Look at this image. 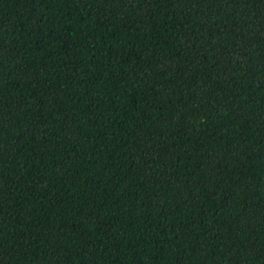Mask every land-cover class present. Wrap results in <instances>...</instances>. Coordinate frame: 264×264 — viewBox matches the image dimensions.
Instances as JSON below:
<instances>
[{
    "label": "trees",
    "instance_id": "16d2710c",
    "mask_svg": "<svg viewBox=\"0 0 264 264\" xmlns=\"http://www.w3.org/2000/svg\"><path fill=\"white\" fill-rule=\"evenodd\" d=\"M0 264H264V0H0Z\"/></svg>",
    "mask_w": 264,
    "mask_h": 264
}]
</instances>
